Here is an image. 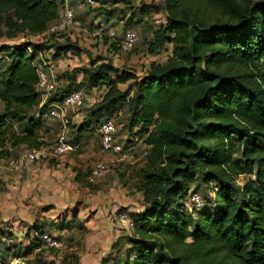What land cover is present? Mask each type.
<instances>
[{
	"label": "trees",
	"instance_id": "1",
	"mask_svg": "<svg viewBox=\"0 0 264 264\" xmlns=\"http://www.w3.org/2000/svg\"><path fill=\"white\" fill-rule=\"evenodd\" d=\"M63 4L0 0V39L45 32ZM102 9L111 20V11ZM159 9L167 13L166 23L153 31L148 46L156 53L172 44L165 63L153 61L146 76L126 90L113 82L111 74L119 70L111 63L74 70L83 73L81 84L109 85L84 123L100 124L128 103L129 128L138 127L149 147L140 187L145 205L133 215L127 257L136 253L135 264H264V0H164L142 7L145 14ZM132 14L126 26L141 22ZM127 31L114 37L119 39L114 45ZM49 35L53 43L24 41L0 49L8 57L0 72V150L8 140L29 149L46 145L39 130L48 103L78 88L73 73L68 85L57 87L41 105L38 55L53 48L55 59L81 53L77 43ZM132 76L119 78L127 82ZM8 116L27 120L9 137ZM78 131L73 142L83 133L81 127ZM79 174L76 180L82 183ZM240 175L247 176L242 184ZM212 182L218 187H210ZM203 186L211 188L204 206L188 208L189 193ZM50 225L65 228L69 221ZM46 228L37 230L33 246H40L45 233L53 237Z\"/></svg>",
	"mask_w": 264,
	"mask_h": 264
},
{
	"label": "rangeland",
	"instance_id": "2",
	"mask_svg": "<svg viewBox=\"0 0 264 264\" xmlns=\"http://www.w3.org/2000/svg\"><path fill=\"white\" fill-rule=\"evenodd\" d=\"M63 1L73 4L77 23L68 25L55 38L61 42L69 39L77 43L81 53L69 52L55 59L53 48L38 57L41 65L55 77L57 87L67 86L76 73L75 87L78 88L75 89L87 93L83 102L71 110L68 129L71 141L78 135V129H83L78 140L80 147L76 151L42 156L25 164L21 171L11 167L9 160L22 156L29 148L13 146L8 140L0 150L3 152L0 153V253L8 264H38L40 259L54 260L57 264H133L130 256L127 257L133 247L128 239L133 235V229L117 220L116 216L124 210L133 219L134 214L144 209L140 187L144 181L142 168L147 161L149 147L138 127L130 130V105L125 103L113 115L102 120L113 119L123 151L118 154L103 151L100 124H88L84 120L92 105L102 101L109 85L102 83L91 88L81 84L83 73L74 70L111 63L119 70L118 74H111L113 82L126 90L136 78L141 80L146 76L153 61L165 63L172 53V44L167 43L159 52L152 53L148 43L153 39V31L166 23L167 13L159 9L145 14L142 10L143 6L164 0H94V4L87 3L88 0ZM100 6L111 11V20L107 21L106 10H99ZM132 12L141 22L126 26ZM111 29L117 37L125 30H135L138 40L134 48L122 51L114 45L113 42L119 39L110 36ZM49 36L22 34L17 39L1 38L0 49L3 45H19L24 41L51 40L53 43L55 39ZM5 55L0 52V72L8 64ZM125 73L133 75L127 82L119 78ZM3 111L0 105V115ZM26 122L24 118L8 116L6 136L20 133ZM60 131L58 121L44 117L39 133L46 145L53 144ZM98 161L106 162L110 171L104 178L88 184L86 176ZM77 173L83 178L82 183L77 182ZM246 178V175H240L237 179L242 184ZM213 185L218 184L212 182L210 187ZM207 192L211 193V188L203 186L199 190L202 197ZM186 201L188 208L193 207L191 193ZM67 221L68 227L50 228V223L59 225ZM44 224L60 241L55 250L44 241L39 247L33 246L38 242L36 232Z\"/></svg>",
	"mask_w": 264,
	"mask_h": 264
},
{
	"label": "built area",
	"instance_id": "3",
	"mask_svg": "<svg viewBox=\"0 0 264 264\" xmlns=\"http://www.w3.org/2000/svg\"><path fill=\"white\" fill-rule=\"evenodd\" d=\"M87 3L94 4V0H88ZM72 23H77L75 19V8L72 3L64 1L62 6V11L56 21L50 24L48 29L36 35L42 37L50 33H58L64 30L68 25ZM110 36L115 37L116 32L114 29L110 30ZM138 40V33L130 29L128 30L123 38L118 42L120 49L122 51H131ZM49 69L40 66L38 69L39 82L38 90L42 95V104L46 103L50 95L54 94L57 89V82L55 77L51 74ZM87 93L81 89H76L70 93L48 103L46 111L44 113L45 118L53 119L61 124V131L53 144L44 145L41 148L29 149L20 157H11L9 164L11 167L17 170H22L25 164L32 163L42 156H47L49 154H63L70 151H76L79 149L80 144L78 142H73L70 140L68 135L69 125L71 124V110L76 106L80 105L86 98ZM117 127L112 118L106 119L100 123V134H101V146L103 151L112 152L115 154L121 153L123 151V145L119 142L117 136ZM110 171V166L104 161H98L88 173L86 179L88 183H95L98 180L104 178ZM192 203L195 207L201 208L205 204V199L200 195L199 192H193L191 195ZM117 220L126 223L130 228L134 225L133 219L129 214L121 210L117 214ZM43 239L47 245L51 247H58L60 241L55 239L45 233ZM135 264L137 259V254L134 253L130 256ZM0 264H8L7 261L0 255Z\"/></svg>",
	"mask_w": 264,
	"mask_h": 264
}]
</instances>
